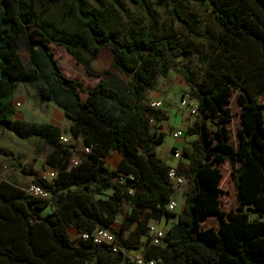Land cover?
Segmentation results:
<instances>
[{
	"label": "trees",
	"instance_id": "obj_1",
	"mask_svg": "<svg viewBox=\"0 0 264 264\" xmlns=\"http://www.w3.org/2000/svg\"><path fill=\"white\" fill-rule=\"evenodd\" d=\"M154 1L160 6L169 3L171 17L189 32L194 29L181 3L210 11L220 28L214 39L215 56L202 82L196 81L190 68L177 69L199 110L188 128L196 141L182 148L176 165L189 186L179 215L165 209L175 195L168 179L171 166L157 153L165 133L152 132L168 117L144 101L158 78H166L174 60L187 49L176 44L170 33L158 37L129 33L124 42L115 27L119 12L103 4L98 10L92 8L101 0H0V128L24 138L40 137L52 149L47 163L59 169L55 179L33 181L50 192L52 200L27 196L14 183L0 182V264L121 261L122 252L114 255L92 242H73L70 228L80 233L111 229L126 252L137 250L144 237L145 256L162 264H264V221L251 220L244 211L264 215V0ZM110 6H116L114 0ZM22 36L30 52L28 68L18 52ZM52 46L65 47L89 76L98 79L97 84L86 90L67 78ZM107 47L112 50L113 69L129 79L130 99L90 68ZM35 83L39 96L55 102L71 121V135L90 148L89 155L72 168L68 167L72 147L61 140V128L14 121L17 84ZM234 92L239 93L243 108L244 137L237 149L230 143L228 128ZM81 93L87 94L85 100ZM208 120L216 126L214 132ZM112 152L120 158L114 171L106 166ZM224 163L231 167L241 203L239 212L230 213V221L219 209L223 175L218 165ZM120 175L127 177L124 184L117 180ZM108 190L112 194L106 197ZM52 203L54 211L42 216L40 212ZM123 204L130 213L117 232L113 227ZM210 216L219 222L203 228ZM176 217L178 223L167 232L163 246H152L150 223ZM134 225L135 231L124 241V233Z\"/></svg>",
	"mask_w": 264,
	"mask_h": 264
},
{
	"label": "rangeland",
	"instance_id": "obj_2",
	"mask_svg": "<svg viewBox=\"0 0 264 264\" xmlns=\"http://www.w3.org/2000/svg\"><path fill=\"white\" fill-rule=\"evenodd\" d=\"M102 3H92V8L98 10L102 4L110 10L119 12L120 22L115 26L121 35V39L129 40L128 34L152 33L155 36H164L168 33L175 37L174 42L187 49L184 56L174 60L171 70L166 78L159 77L157 87L150 91L144 101V105L149 107L151 103L158 101L162 103V108L158 111L164 113L168 118L163 120L159 129L153 128L152 132L165 133L164 142L157 148L158 155L172 165H177L178 160L173 158L172 151L175 147H190L196 137L189 135L188 128L195 122L196 117L190 115V111L181 107L184 95L190 94L191 89L187 86L184 77L177 72L178 68H190L195 75L197 82H202L205 78V71L210 60L215 56L214 42L220 34V28L211 17L210 11L198 7L195 3H181L185 16L191 21L194 31H187L182 24L171 17L172 7L169 3L158 5L154 0H142L140 4H132L130 0H114L115 7H111L112 0H101ZM32 33V31H30ZM250 50L251 47H248ZM55 60L61 72L69 79L82 84L84 89H92L98 82L94 76H89L84 68L79 65L75 58L70 55L65 47L52 46ZM19 56L23 64L28 68L30 52L27 46V38L22 36L19 42ZM113 54L111 48L102 49L96 59L90 63V68L95 75L109 81V85L117 90L123 97L128 99L129 79L121 73L116 72L112 66ZM37 84H17L15 94V107L17 114L15 122L26 124H51L58 126L63 131V138L66 145L72 147L73 155L68 160V167L72 168L80 160L87 157L86 146L82 138H74L70 133L71 121L66 118L63 110L53 101L43 99L37 92ZM85 100L87 94H80ZM239 93L234 92L231 97L229 111L231 122L228 125L230 143L234 148H238L244 137L242 113L243 108L239 102ZM209 129L214 132L216 126L208 120ZM182 131L183 137H176V131ZM180 142V143H179ZM52 153L44 141L38 136L21 137L15 132L0 128V181L7 180L23 188L25 191L33 185L34 178H49L50 173H58V166L47 163V159ZM171 157V159H170ZM118 155L116 152L110 153L106 159V166L109 170L116 169ZM240 163H238V167ZM223 180L221 183L222 195L220 197V211L225 214V219L230 221V213H237L241 208L239 199V189L233 172L228 163L218 165ZM112 183H116L115 177ZM188 184L183 188L175 190L174 200L178 203L175 213H181L184 207L185 194ZM112 194L111 190L106 191L105 196ZM52 200V198H50ZM54 211L53 203L41 211L45 216ZM251 220L264 221V215H259L253 211L244 209ZM130 213L127 204L121 207L120 217L113 227L114 231H119L123 218ZM167 218L160 223V228L166 227ZM171 222H177L172 219ZM219 218L210 216L204 223L203 228L214 227ZM156 222H151L154 226ZM75 243L78 240H74Z\"/></svg>",
	"mask_w": 264,
	"mask_h": 264
},
{
	"label": "built area",
	"instance_id": "obj_3",
	"mask_svg": "<svg viewBox=\"0 0 264 264\" xmlns=\"http://www.w3.org/2000/svg\"><path fill=\"white\" fill-rule=\"evenodd\" d=\"M181 107L183 109H187L190 111V115L196 117L199 114L198 110V102L192 99L190 94L184 95V98L181 102ZM149 108L151 110H160L162 108V103L155 101L150 104ZM176 137H183L184 133L182 131H176L174 133ZM61 140L66 142V140L62 137ZM86 152L90 153V148L86 147ZM173 158L176 160H180L182 158V148L175 147L172 151ZM77 165V163H76ZM55 173H50L49 178L45 179H55ZM132 179V177H129ZM168 179L174 190L183 188L188 184V180L183 175H180L177 171L176 166H171L168 171ZM118 182L124 184L127 180L126 176L120 175L117 178ZM27 196L37 197L41 199H50L51 193L44 190L40 186L32 185L25 191ZM132 194V191H129ZM178 208V203L172 199L165 206V209L168 212L175 213ZM150 240L152 246H160L165 238V232L159 228L158 225L150 226ZM79 241L80 242H92L94 245L104 246L106 247L112 254L119 255L122 252L123 256L121 261L116 262L115 264H162L161 261L156 259H149L145 256L144 253H134L129 254L120 248V246L116 242V235L113 233L111 229L105 228H97L92 233H79Z\"/></svg>",
	"mask_w": 264,
	"mask_h": 264
},
{
	"label": "crops",
	"instance_id": "obj_4",
	"mask_svg": "<svg viewBox=\"0 0 264 264\" xmlns=\"http://www.w3.org/2000/svg\"><path fill=\"white\" fill-rule=\"evenodd\" d=\"M15 102V101H14ZM58 127V126H57ZM80 138V137H79ZM180 143V142H179ZM118 155V154H117ZM108 158V157H107ZM171 159V157H170ZM120 158L118 156L117 158V164H116V168H117V165H118V162H119ZM166 162V161H165ZM168 165L170 166H176V165H172V164H169L168 162H166ZM35 179V178H34ZM33 179V180H34ZM2 181V180H1ZM0 181V182H1ZM13 183V182H11ZM15 184V183H14ZM17 185V184H15ZM18 187H20L19 185H17ZM21 188V187H20ZM23 189V188H22ZM182 213V212H181ZM181 213H175L176 215H179ZM174 219V220H177L178 221V218H170L168 219L167 218V222H166V227L165 228H162V230L165 232V236L167 234V232L169 231V229H171L173 226H175L178 222H171V220ZM161 222V221H160ZM160 222H156V225L159 226V223ZM151 224V223H150ZM135 228H136V225H134L129 231L125 232L124 233V236H123V240L124 241H127L130 237V234L133 233L135 231ZM160 228V226H159ZM161 229V228H160ZM79 233L77 230L75 229H68V234H69V237L70 239L74 242V240H78L79 241ZM145 243H146V238H141L140 239V242H139V245H138V249L137 250H132V251H129V254H134V253H144L145 252ZM160 246H163V242ZM89 264H99L96 260H92Z\"/></svg>",
	"mask_w": 264,
	"mask_h": 264
}]
</instances>
